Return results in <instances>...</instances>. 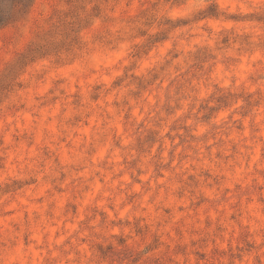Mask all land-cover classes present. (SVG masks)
Returning a JSON list of instances; mask_svg holds the SVG:
<instances>
[{
	"label": "clouds",
	"instance_id": "1",
	"mask_svg": "<svg viewBox=\"0 0 264 264\" xmlns=\"http://www.w3.org/2000/svg\"><path fill=\"white\" fill-rule=\"evenodd\" d=\"M0 264H264V0H0Z\"/></svg>",
	"mask_w": 264,
	"mask_h": 264
}]
</instances>
